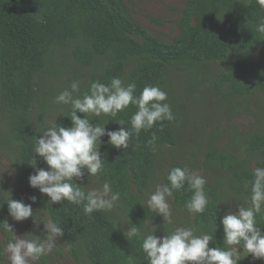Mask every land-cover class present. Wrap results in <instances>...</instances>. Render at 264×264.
Returning <instances> with one entry per match:
<instances>
[{"label":"trees","instance_id":"obj_1","mask_svg":"<svg viewBox=\"0 0 264 264\" xmlns=\"http://www.w3.org/2000/svg\"><path fill=\"white\" fill-rule=\"evenodd\" d=\"M260 22H264V8L256 0H184L176 22L178 32L164 40L137 22L123 0H0V151L15 160V173L26 193L24 202L31 203L29 197L36 196L34 212L51 216L60 224L64 230L61 240L77 263L84 258L89 264H129L128 256H132L133 264H148L139 238L124 234L114 211H97L89 217L82 206L67 201L47 205L49 198L30 187L35 138L56 117L58 124L71 126V106L55 103V97L70 89L74 81L80 82V91L73 95L82 96L92 82L108 84L115 77L125 84L134 82L139 95L148 85L169 88L171 72L191 73L219 92L230 119L252 114L250 97L258 93L264 102V60L252 62L254 51L264 46V35L254 30ZM213 63L222 67L205 79L202 67ZM258 109L264 116V104ZM135 111L130 106L116 117L88 118L93 124L108 122L106 129L114 131L121 127L120 120L131 127ZM173 113L175 120L164 121L162 131L157 124L139 136L134 133L127 151L108 145L107 136L102 138L100 151L105 165L96 177L102 183L109 182L113 192L120 194L117 210L134 225L151 218L147 194L163 162V149L178 142L181 118L179 112ZM78 115L83 118V114ZM153 133L158 137L155 153L147 147ZM233 134L216 126L206 138V164L217 166L223 180L216 186L205 185L209 200L205 212H187L185 202L192 195L187 186L174 192L171 200L174 209L189 217L197 234L212 233L217 223L216 240L210 247L224 246L220 224L227 205L224 194L233 197L236 208L237 204L247 207L252 171L264 167V123L248 134ZM226 136L233 152L219 145ZM173 160L166 165L161 183L167 182L171 169L184 168ZM36 167L48 166L37 157ZM87 181L86 174L83 181L76 182L86 185ZM0 190L7 192L1 182ZM11 197L22 200L12 193ZM5 199L6 194L0 193V222L7 220L11 226ZM257 222L264 227V212L257 216ZM0 232L6 242L12 239V233L2 227ZM256 263L250 256L239 262Z\"/></svg>","mask_w":264,"mask_h":264},{"label":"clouds","instance_id":"obj_2","mask_svg":"<svg viewBox=\"0 0 264 264\" xmlns=\"http://www.w3.org/2000/svg\"><path fill=\"white\" fill-rule=\"evenodd\" d=\"M256 2L264 8V0ZM254 30L264 35V22L255 25ZM79 91L80 82L74 81L70 89L61 91L55 97V103L71 106V126L58 124L56 117L39 138H35V159L31 164L34 174L29 176L28 182L31 188L38 189L49 198L47 205H63L67 201L82 206L84 214L90 217L93 212L112 211L120 201V194L113 192L109 182L96 188L89 187V178L96 177L104 169L105 159H102L100 151L104 143L102 138L107 136L108 145L127 151L134 133L139 136L141 131H148L157 124L162 131L163 122L174 121L175 115L167 103V93L158 86H145L137 95L134 82L125 84L122 79L115 77L108 84L94 81L82 96L73 95ZM130 106L136 109L130 118L131 127H126L125 122L120 120L117 122L120 128L107 130L105 126L108 122L93 124L88 118L102 115L116 117ZM78 113L83 114V118ZM157 139L153 133L147 141V147L153 153L157 150ZM37 157L43 159L47 169L36 167ZM8 173L13 175L15 169H9ZM86 174V185L76 182L83 181ZM252 177L250 189L246 185V189L250 190L248 206L237 204V211L229 208L220 220L223 247H210L216 240L217 223L212 233L197 234L195 227H177L169 234L157 236L156 227L151 226L146 233L141 234V225H134L130 221L124 234L129 238H139L148 264H239L249 256L253 261L264 260V227L257 222V216L264 212V167H255ZM2 179L3 176H0ZM166 180V183L156 185L155 191L146 201L152 212L171 223L169 201L174 198V192L184 190L186 186V190L192 193L185 202L187 212L190 215L205 212L209 200L205 193L206 180L202 175L175 167L168 172ZM0 193L6 194L4 204H7L8 215L14 221L23 222L32 218L37 228L43 225L42 236L32 233L17 236L7 220L0 222V227L12 233V239L3 245L0 255H6L9 264H37L57 247V242L64 235L63 228L51 216L37 222V211L34 212L32 207L37 202L36 196L29 197L31 203H25L12 199L10 190H0ZM128 261L133 264V257L128 256Z\"/></svg>","mask_w":264,"mask_h":264},{"label":"rangeland","instance_id":"obj_3","mask_svg":"<svg viewBox=\"0 0 264 264\" xmlns=\"http://www.w3.org/2000/svg\"><path fill=\"white\" fill-rule=\"evenodd\" d=\"M127 5L132 17L144 26L149 33L158 36L164 40H170L177 32L176 22L179 13L184 6V0H123ZM264 60V46L256 49L253 53L252 62L260 63ZM222 66L213 63L202 67L205 79L216 73ZM213 71V72H212ZM168 95L167 103L172 104L173 111L179 112L180 124L178 125V142L175 147H165L162 153L163 162L160 163L156 178L152 182L147 199L152 192L155 191L156 185L162 181V175L165 172L166 165L173 159L174 163H182L184 168L191 172H198L202 175L207 185L216 186L219 180H223V174L219 168L211 167L206 164L205 151L210 131L216 126L219 129H228L234 136L239 133H250L256 130L260 123H264L263 112L258 109L264 102L258 93H254L248 101L252 114L234 117L230 119L227 115L228 107L225 102L219 98V92L209 85L205 80H196L195 75L191 73L171 72L169 88L163 90ZM243 105V101L239 103ZM175 113V112H174ZM50 122H48L47 126ZM1 130H3L1 128ZM42 134V133H41ZM225 136V135H224ZM220 147L224 150L230 149L228 136L219 142ZM240 157H244L241 151H235ZM9 169H15V160L8 154L0 151V180L3 188L11 191L12 194L26 199L25 189L16 176V173L9 175ZM88 181L86 182V184ZM103 183L97 177H90L89 187L96 188ZM227 199V205L224 206L223 214L231 208L237 211L233 204V197L228 193L224 194ZM170 203L172 212V222L168 223L163 217L152 212V216L146 223H138L140 233H146L151 226L157 228L156 235L163 236L169 234L177 227H190L191 220L180 210H176ZM119 205V202L118 204ZM114 218L119 228L126 232L129 228L130 219L121 211L117 210V206L113 208ZM37 222L45 218L42 214H35ZM10 224L15 235L22 236L27 233L42 236L43 225L37 228L33 219L29 218L23 222H16L10 218ZM4 236L0 232V245H5ZM37 264H79L69 250L67 245L60 239L57 247L53 252L43 257ZM256 264H264V260H256ZM0 264H9L6 255L0 258ZM80 264H89L84 258H80Z\"/></svg>","mask_w":264,"mask_h":264}]
</instances>
